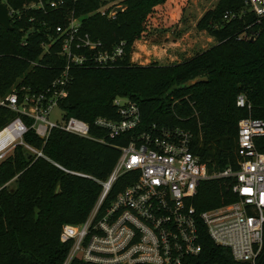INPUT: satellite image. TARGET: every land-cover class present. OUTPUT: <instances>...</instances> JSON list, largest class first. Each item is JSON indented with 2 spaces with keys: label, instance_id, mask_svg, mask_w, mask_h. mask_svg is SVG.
Returning <instances> with one entry per match:
<instances>
[{
  "label": "trees",
  "instance_id": "16d2710c",
  "mask_svg": "<svg viewBox=\"0 0 264 264\" xmlns=\"http://www.w3.org/2000/svg\"><path fill=\"white\" fill-rule=\"evenodd\" d=\"M5 1L22 14L20 20L12 19V30L0 26V96L12 87L23 86L30 94L40 92L60 74L65 64L60 43L44 53L41 45L55 36L54 27L63 24L71 10L82 16V29L105 48L121 40L126 46L123 57L110 66L71 69L67 95L60 101L65 116L88 122L91 136H105V144L58 128L50 131L43 144L29 129L25 142L42 148L50 161L28 159L19 145L0 161V264H62L69 249V243L59 241L62 225L84 221L92 209L100 185L54 163L104 180L119 155L118 146L157 124L190 129L194 137L191 150L209 171L227 165L236 168L238 121L248 116L264 120V17L249 12L246 0H218L196 23L216 44L179 63L164 65L131 64L129 58L147 15L166 0H122L124 8L113 19L94 12L107 0H66L60 9L46 11L23 9L36 0ZM197 77L207 79L189 83ZM125 89L139 108L141 123L135 131L109 140L93 122L98 116L120 118L113 100L116 94H125ZM240 92L250 108L236 105ZM5 115L10 117L0 110V127L7 121ZM24 121L27 125L32 122L29 118ZM257 143L264 151V138ZM11 180L13 185L8 186ZM131 182L128 175L121 176L111 197ZM233 182L202 181L193 200L196 210L235 200L230 192ZM202 243L208 264H247L233 261L228 248L216 246L206 236ZM70 264L92 263L74 259ZM255 264H264V242Z\"/></svg>",
  "mask_w": 264,
  "mask_h": 264
},
{
  "label": "built area",
  "instance_id": "2783aa9c",
  "mask_svg": "<svg viewBox=\"0 0 264 264\" xmlns=\"http://www.w3.org/2000/svg\"><path fill=\"white\" fill-rule=\"evenodd\" d=\"M65 1L36 0L24 4L23 9L56 10ZM121 1L107 0L94 12L113 19L117 9L124 8ZM0 3L6 7L10 23L21 19V10L5 0ZM245 5L257 18L264 17V0H246ZM63 19V24L54 27L55 36L41 45L44 53L55 42L60 43L59 54L65 59L60 74L40 92L30 94L22 86L12 87L0 96V110L10 114L5 115L7 121L0 127V161L18 145L34 158L50 161L42 148L25 142L29 129L43 144L54 128L100 144L107 141L102 135L91 136L88 122L65 116L60 101L67 95L71 69L110 66L123 57L126 41L105 48L82 29V16L71 10ZM113 103L119 119L98 116L93 122L109 140L135 131L141 123L134 101L114 99ZM236 105L250 108L242 94L237 96ZM54 107L63 112L59 122L49 119ZM25 118L32 120L30 125ZM197 125L200 126L199 121ZM193 138L188 128L152 124L149 130L118 146L119 155L104 180L68 171L53 162L65 172L100 185L86 219L61 227L59 241L69 243L62 264L74 259L92 264H208L202 255L205 236L216 246L228 248L233 261L255 264L264 242V151L257 147V141L264 138V120L248 116L238 121L236 168L227 165L209 171L191 150ZM123 175L132 182L111 197L114 184ZM213 179H233L230 192L235 200L197 211L193 200L198 186Z\"/></svg>",
  "mask_w": 264,
  "mask_h": 264
},
{
  "label": "crops",
  "instance_id": "0c3cea01",
  "mask_svg": "<svg viewBox=\"0 0 264 264\" xmlns=\"http://www.w3.org/2000/svg\"><path fill=\"white\" fill-rule=\"evenodd\" d=\"M217 1L166 0L162 6H157L158 8L156 10H158V15L163 17L161 26H163V30L167 31V35L164 38H170L165 44H162L166 47L163 49V53H159L160 55H158L157 60H161L162 58L166 62H171L166 64L179 63L181 62L179 58L184 56L185 59H188L193 56H186L189 48H195L204 43L212 46L216 44V39L206 31L198 30L196 23L206 10L216 5ZM176 33L179 34V37L176 38L173 36L172 38V34L175 35Z\"/></svg>",
  "mask_w": 264,
  "mask_h": 264
},
{
  "label": "rangeland",
  "instance_id": "374dc122",
  "mask_svg": "<svg viewBox=\"0 0 264 264\" xmlns=\"http://www.w3.org/2000/svg\"><path fill=\"white\" fill-rule=\"evenodd\" d=\"M165 3V2H164ZM163 4L157 5V6H162ZM155 6L151 12L147 15L145 21H144V30L139 34V36L136 38L134 41V44L132 45L130 49V58L129 62L131 64H140V65H146L150 63H171V62H166L161 58V60H157L159 53H163V49L166 47L162 44H165L166 41H168L170 38L165 39L164 37L167 35V31L163 30V26H161L162 19L163 17L161 15H158V8ZM174 37H179V34L176 33L175 35L172 34V38ZM254 37L252 36L251 39ZM210 44L204 43L203 45L201 44L198 47L195 48H189V50L186 52V56L189 55H194L195 53L205 49V48H210ZM188 56V57H189ZM187 58V57H186ZM185 57L179 58V61L184 60ZM240 94L244 93L240 92ZM112 95V93H111ZM130 98V91L125 89V94H116L114 99H120V100H125ZM131 100V98H130ZM63 115V112L58 108L54 107L49 115L50 121H60L61 117ZM8 186L13 185V180L9 181L7 183Z\"/></svg>",
  "mask_w": 264,
  "mask_h": 264
},
{
  "label": "water",
  "instance_id": "95a60500",
  "mask_svg": "<svg viewBox=\"0 0 264 264\" xmlns=\"http://www.w3.org/2000/svg\"><path fill=\"white\" fill-rule=\"evenodd\" d=\"M117 10L121 11L120 8H118ZM0 26L6 31L12 30V25L10 23V18L8 16L6 7L2 3H0ZM206 79H207L206 77H197V78L191 80L189 83L195 84V83L200 82V81H206ZM26 157L28 159H30L31 155L29 153H26Z\"/></svg>",
  "mask_w": 264,
  "mask_h": 264
}]
</instances>
